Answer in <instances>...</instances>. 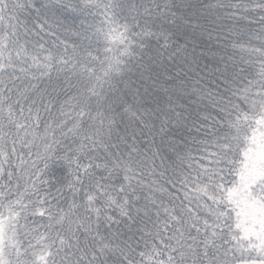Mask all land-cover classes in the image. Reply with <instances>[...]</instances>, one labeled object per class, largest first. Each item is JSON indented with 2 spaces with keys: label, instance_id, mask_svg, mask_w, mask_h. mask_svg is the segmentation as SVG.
<instances>
[{
  "label": "snow or ice",
  "instance_id": "1",
  "mask_svg": "<svg viewBox=\"0 0 264 264\" xmlns=\"http://www.w3.org/2000/svg\"><path fill=\"white\" fill-rule=\"evenodd\" d=\"M0 264H264V0H0Z\"/></svg>",
  "mask_w": 264,
  "mask_h": 264
}]
</instances>
